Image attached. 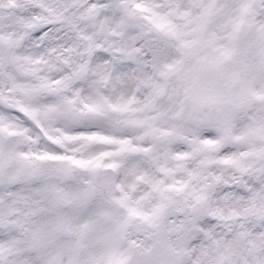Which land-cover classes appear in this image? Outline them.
I'll list each match as a JSON object with an SVG mask.
<instances>
[{"label": "snow or ice", "instance_id": "6c2138e0", "mask_svg": "<svg viewBox=\"0 0 264 264\" xmlns=\"http://www.w3.org/2000/svg\"><path fill=\"white\" fill-rule=\"evenodd\" d=\"M0 264H264V0H0Z\"/></svg>", "mask_w": 264, "mask_h": 264}]
</instances>
